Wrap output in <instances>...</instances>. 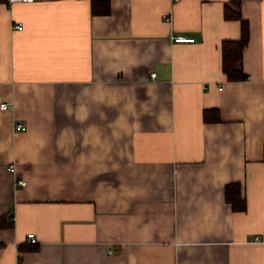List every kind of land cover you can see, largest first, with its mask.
Here are the masks:
<instances>
[{
  "label": "crops",
  "instance_id": "obj_1",
  "mask_svg": "<svg viewBox=\"0 0 264 264\" xmlns=\"http://www.w3.org/2000/svg\"><path fill=\"white\" fill-rule=\"evenodd\" d=\"M109 3L0 0V264H264V0Z\"/></svg>",
  "mask_w": 264,
  "mask_h": 264
},
{
  "label": "trees",
  "instance_id": "obj_2",
  "mask_svg": "<svg viewBox=\"0 0 264 264\" xmlns=\"http://www.w3.org/2000/svg\"><path fill=\"white\" fill-rule=\"evenodd\" d=\"M97 0H92L93 13H108L110 11L109 0H102L97 5ZM224 15L227 19H236L241 24V36L236 39H224L221 43L222 68L228 80L238 81L248 78L244 69V50L249 43L250 27L249 21L243 17L240 3L236 8L225 7ZM205 121L220 120V113L217 108H209L203 111ZM225 199L234 211H245L247 200L243 193V185L239 181L227 183L225 186ZM0 224L2 222L0 221ZM35 244V243H33Z\"/></svg>",
  "mask_w": 264,
  "mask_h": 264
},
{
  "label": "built area",
  "instance_id": "obj_3",
  "mask_svg": "<svg viewBox=\"0 0 264 264\" xmlns=\"http://www.w3.org/2000/svg\"><path fill=\"white\" fill-rule=\"evenodd\" d=\"M8 1H9V3H13V2H16V1H30V0H8ZM16 27L19 28V29H22V28H23V24H22V23H18V24H16ZM192 39H193V38H187V37H184V36H177V35L175 36V40H176V41H190V40H192ZM151 76H152V77H156V72L153 71V72L151 73ZM8 105H9L8 102H2V103L0 104L1 108H3V109L8 108V107H9ZM15 128H16V129H25L26 126H25L23 123H21V122H17V123H15ZM8 169H9L11 172H14V173H15V172H16V166H15V164H14V163L9 164ZM16 184H17V185H24V184H25V180H24L23 178H17V180H16ZM27 239H28L31 243H36L37 240H38L34 232H30V233H28V235H27Z\"/></svg>",
  "mask_w": 264,
  "mask_h": 264
}]
</instances>
